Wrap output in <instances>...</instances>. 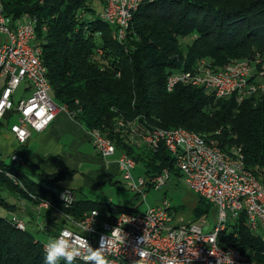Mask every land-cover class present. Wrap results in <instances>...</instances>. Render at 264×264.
<instances>
[{
    "label": "trees",
    "instance_id": "trees-1",
    "mask_svg": "<svg viewBox=\"0 0 264 264\" xmlns=\"http://www.w3.org/2000/svg\"><path fill=\"white\" fill-rule=\"evenodd\" d=\"M0 1L7 16L34 20L35 42L41 47L55 103L87 129L103 133L118 151L141 164L144 175H155L163 167L174 175L180 172L164 144L147 146L129 123L139 131L184 127L213 138L226 152L239 151L245 166L264 182V92L238 99L216 97L201 87L165 86L169 73L189 68L200 58L217 66L258 55L261 69L264 0H143L121 40L93 0ZM100 2L104 8V0ZM256 79L264 82V76ZM15 151L23 157L21 148ZM13 162L0 159V190L63 206L53 188L62 173L37 168V178H32L21 166L23 160ZM195 199L192 222L208 215L213 206L201 196ZM0 204L10 206L1 193ZM73 204L67 211L74 216L98 209L114 217L137 208L81 197ZM218 242L264 264V237L250 230L243 212L227 222ZM44 255L43 241L27 229L15 228L9 217H0V264H44Z\"/></svg>",
    "mask_w": 264,
    "mask_h": 264
},
{
    "label": "built area",
    "instance_id": "built-area-1",
    "mask_svg": "<svg viewBox=\"0 0 264 264\" xmlns=\"http://www.w3.org/2000/svg\"><path fill=\"white\" fill-rule=\"evenodd\" d=\"M142 1L104 0L101 17L116 27L118 39L124 38L133 13ZM0 32L3 33L0 37V79L4 80L0 92V120L7 122L14 116L9 130L17 143L23 144L31 129L45 130L55 118L57 109L67 108L57 105L50 94L41 47L35 42L34 20L27 16H7L0 1ZM255 57L230 59L217 66L206 58H200L189 68L169 73L165 86L167 90L179 84L201 87L216 97L233 95L238 99L258 94L264 92V82L256 79L264 76V65L257 68L258 55ZM21 86L25 92L16 99ZM119 123L124 124L122 121ZM128 126L147 146L157 148L164 144L174 155V164L182 180L196 195L213 204L217 221L211 228L194 221H179L166 199L147 205L142 211L122 210L114 217L98 209L74 216L67 209L75 201L76 193L63 187L59 189L62 207L31 196L40 205L58 210L67 220L69 225L61 226L54 238L67 230L85 237L95 248L101 235L119 229L124 240L107 254L111 264H257L238 248L222 247L218 242V233L241 212L250 230L264 237V182L245 166L242 154L239 151L234 155L228 153L216 145L213 138L184 127L139 131L131 123ZM88 130L98 154L116 156L121 180L136 194L144 197L147 187L160 188L169 179L171 172L168 167H163L155 175L134 177V159L118 151L98 129ZM11 159L21 162L23 157L14 151ZM7 174L15 183L22 185L19 179ZM9 222L19 230L26 229L23 219L16 214L9 217ZM139 238H143V243H138ZM141 248L147 250L143 258L138 254ZM75 264H84V261L77 258Z\"/></svg>",
    "mask_w": 264,
    "mask_h": 264
},
{
    "label": "crops",
    "instance_id": "crops-1",
    "mask_svg": "<svg viewBox=\"0 0 264 264\" xmlns=\"http://www.w3.org/2000/svg\"><path fill=\"white\" fill-rule=\"evenodd\" d=\"M24 92V86H21L15 98H19ZM10 118L7 122L0 120V159L11 156L15 150L21 148L23 151L21 166L30 177L37 178V168L50 173H62L60 179L67 175L81 173L83 175V185L77 187L78 191L86 188L92 194H96L97 190H101L106 182H114L118 172L115 161L116 156L104 157L98 154L91 142L89 130L80 121L73 118L67 110L58 108L55 118L49 126L41 132L30 130V135L23 144H18L10 132ZM63 187L74 190L76 197H79L73 187L62 186L60 188ZM7 192L11 194L14 200L9 202L6 199L10 205L7 208L11 210V214H16L21 218L24 217V213H30L27 207L25 208L29 203L31 206L35 205L38 208L47 209L49 207L42 206L21 193ZM84 198L97 200L88 196ZM184 220L182 222L189 221V218ZM56 232L53 230V235Z\"/></svg>",
    "mask_w": 264,
    "mask_h": 264
},
{
    "label": "rangeland",
    "instance_id": "rangeland-1",
    "mask_svg": "<svg viewBox=\"0 0 264 264\" xmlns=\"http://www.w3.org/2000/svg\"><path fill=\"white\" fill-rule=\"evenodd\" d=\"M93 5L97 8V11L102 12V4L100 0H93ZM3 33L0 32V37ZM14 116L10 118L12 122ZM6 124V123H5ZM31 131H33L31 129ZM7 163H11V156L4 158ZM18 165L17 162H13ZM143 168L141 164H137L133 169L134 177L138 175H144ZM83 185V175L81 173H76L75 175H67L61 178L54 184L53 188L58 190L62 186H71L77 191L79 197L88 196L91 199H97L99 201H108L113 204L121 205L123 207L132 208L136 211H142L147 205H155L162 202L163 199L169 201L172 206L175 218L179 221H185L184 219L191 218V214L194 210L196 204V193L188 187V185L182 180L180 175L171 174L169 179L160 188L147 187L145 190V196L142 194L135 195V191L131 190L129 185L121 180L119 172H117L114 182H106L101 190H97L96 194L89 193L86 188L78 191L77 187ZM96 191V190H95ZM2 197L13 202L11 194L7 190H0ZM74 204L70 205L73 207ZM30 213H24L22 218L25 223V228L32 232V234L47 244L50 240L54 239L53 230L57 231L61 226L69 225L67 220L62 217L58 210L48 207L38 208L35 205L25 206ZM11 210L6 206L0 204V217L6 218L10 217ZM217 214L215 207L212 206L211 211L208 215L194 221L195 223L204 226L205 228L213 227L214 223L217 221ZM55 225H54V222Z\"/></svg>",
    "mask_w": 264,
    "mask_h": 264
},
{
    "label": "clouds",
    "instance_id": "clouds-1",
    "mask_svg": "<svg viewBox=\"0 0 264 264\" xmlns=\"http://www.w3.org/2000/svg\"><path fill=\"white\" fill-rule=\"evenodd\" d=\"M123 240L119 229H113L107 235H101L98 247L93 248L85 237L64 230L45 245L44 264H60L61 260L64 264H75L77 258L84 264H111L107 254ZM138 243H143V238H139ZM146 251L144 248L139 250L141 258Z\"/></svg>",
    "mask_w": 264,
    "mask_h": 264
}]
</instances>
